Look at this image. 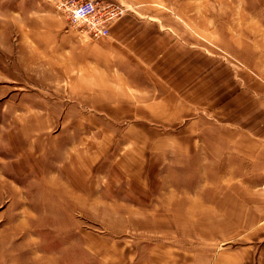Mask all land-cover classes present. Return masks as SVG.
<instances>
[{
  "label": "rangeland",
  "instance_id": "1",
  "mask_svg": "<svg viewBox=\"0 0 264 264\" xmlns=\"http://www.w3.org/2000/svg\"><path fill=\"white\" fill-rule=\"evenodd\" d=\"M64 1L0 0V264H209L264 218V174L195 98L190 119L151 118L163 57L81 36ZM101 1L158 20L205 70L264 80V0ZM197 117L198 143L180 134Z\"/></svg>",
  "mask_w": 264,
  "mask_h": 264
},
{
  "label": "crops",
  "instance_id": "2",
  "mask_svg": "<svg viewBox=\"0 0 264 264\" xmlns=\"http://www.w3.org/2000/svg\"><path fill=\"white\" fill-rule=\"evenodd\" d=\"M151 21L142 27V21L119 16L109 37H101L97 43L110 49L113 41L119 43L121 37H131L128 47L135 56L163 57L158 60L162 64L156 71L163 79L165 91L162 100L149 104L155 114L151 118L174 122L190 119L191 99L195 98V107L200 106L206 120L219 125L215 133L218 143L264 174V80L243 68L212 66L205 70L197 50L189 53L174 35L158 27V20ZM189 58L195 59L189 62ZM199 121L198 117L192 118L189 125L180 129L181 136L195 138L198 143L202 138ZM180 146L181 152L186 151ZM241 238L240 244L228 242L221 246L209 264H264V218Z\"/></svg>",
  "mask_w": 264,
  "mask_h": 264
},
{
  "label": "built area",
  "instance_id": "3",
  "mask_svg": "<svg viewBox=\"0 0 264 264\" xmlns=\"http://www.w3.org/2000/svg\"><path fill=\"white\" fill-rule=\"evenodd\" d=\"M58 9L70 28L94 41L109 37L111 26L122 13L119 7L101 0H66Z\"/></svg>",
  "mask_w": 264,
  "mask_h": 264
}]
</instances>
